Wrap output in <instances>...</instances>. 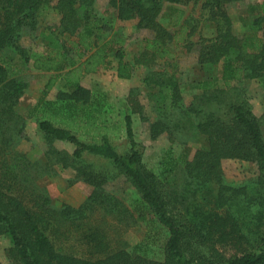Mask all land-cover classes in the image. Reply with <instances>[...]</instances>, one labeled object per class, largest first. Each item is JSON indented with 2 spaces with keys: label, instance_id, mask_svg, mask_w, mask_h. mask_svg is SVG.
<instances>
[{
  "label": "trees",
  "instance_id": "16d2710c",
  "mask_svg": "<svg viewBox=\"0 0 264 264\" xmlns=\"http://www.w3.org/2000/svg\"><path fill=\"white\" fill-rule=\"evenodd\" d=\"M190 1L108 0L98 13L96 0H0V107L22 124L18 104L28 86L26 69L52 73L26 117L42 114L37 122L44 138L74 144L73 160L94 155L110 169L85 174L93 190L83 205L58 207L37 182L42 165L19 151L5 159L0 187V233L9 240L5 264H264L262 121L247 101H223L236 81L255 79L264 90V1L248 4L252 19L239 34L228 5L240 0H203L198 16L211 23V36L201 32L198 17L185 15ZM51 9L55 22L46 19ZM130 18L152 33L143 38L140 55L129 59L119 34L109 35V29L115 20ZM26 38L39 40L42 50L32 51ZM194 45L196 66L215 74L182 83L174 70L178 50ZM111 58L119 78L145 69L142 82L155 114L152 137L165 133L170 142L155 168L143 161L132 114L126 110L123 119H104L105 95L83 84L86 75L110 66ZM58 80L63 88L48 99ZM193 88L202 93L185 97L184 90ZM123 135L130 146L121 152L114 139ZM195 143L201 147L193 152ZM49 152L66 165L59 150ZM226 158L255 163L258 172L229 181L222 166ZM115 173L136 190L131 206L105 188ZM96 209L117 221L141 223L143 237L112 244L107 232L87 222ZM69 226L79 234L77 250L61 237Z\"/></svg>",
  "mask_w": 264,
  "mask_h": 264
},
{
  "label": "rangeland",
  "instance_id": "374dc122",
  "mask_svg": "<svg viewBox=\"0 0 264 264\" xmlns=\"http://www.w3.org/2000/svg\"><path fill=\"white\" fill-rule=\"evenodd\" d=\"M55 4L57 0H50ZM254 0H240L231 2L228 10L234 21L235 32L241 34L247 29L251 22L252 16L247 12L248 4ZM264 1V0H255ZM203 0H191L189 5L185 6L186 16L198 17L201 32L206 36H211L213 27L210 22L204 21L198 15L201 12L200 6ZM108 0H96L98 13H103L107 7ZM46 19L50 22L57 20V13L51 9ZM106 32V31H105ZM151 31L137 28V20L130 18L126 20L117 19L109 29V35H118L119 42L124 46L126 57L133 58L140 55L142 51V40L151 36ZM262 34L263 31L260 30ZM202 34V35H203ZM199 33L193 35L197 39ZM25 44L32 46V51H41L42 46L39 40H24ZM198 44V43H197ZM178 50V67L175 74L182 83L186 82L189 77H204L215 74L213 70H203L196 66L197 50ZM2 52L0 51V56ZM161 69V67H157ZM138 74L131 79H120L115 73L113 66H103L95 73H90L83 79V84L91 88L94 92L105 95L104 116L105 119H123L125 111L132 114L134 138L141 143L143 150V161L149 168H155L163 150L170 144L165 133L152 137L150 126L155 119V114L147 99V88L142 82L144 68H137ZM172 70V68H170ZM173 70V71H174ZM52 73L26 69L24 76L28 86L20 97L18 104V114L24 116L22 124L16 125L12 117L5 114V108L0 107V187L5 184V159L10 158L11 154L19 151L32 162L42 165L37 174L39 186L48 190L52 198V203L60 207L63 204L72 207H80L87 200L93 190V185L86 180V173L104 174L109 166L103 159L94 155H84L81 159H72V153L75 145L68 141L48 142L44 138L42 131L38 126V117H26L29 109L35 105L44 89V86ZM63 88L62 80H58L55 86L48 92V99H55L58 91ZM200 89L184 90L185 97L194 98L200 95ZM247 101L253 112L261 119L264 131V90L261 84L255 79H244L236 81L231 89L223 94L224 102ZM5 117L10 120L5 124ZM5 136L10 140V146L5 145ZM1 137H3L1 139ZM9 143V141H8ZM117 149L124 152L129 149V142L125 135L121 138L114 139ZM201 147L200 143L194 144V149ZM51 148L59 150L64 156V164H60L61 156L52 155L49 151ZM179 148V147H178ZM177 148V149H178ZM192 152V153H193ZM62 156V157H63ZM192 156V155H191ZM55 163V164H54ZM225 178L229 181H240L252 176L258 172L257 165L250 161L226 158L222 161ZM87 171V172H84ZM92 171V172H91ZM80 175V176H79ZM105 188L110 193L120 198L126 206H131L132 201L137 196L135 188L125 179L124 176L113 174L105 182ZM90 217L87 222L91 225L98 226L99 229L107 232L112 244H122L124 242L134 244L141 240L144 234V227L141 223L135 224L130 221H117L113 216L105 215L103 211L96 209L93 213L89 212ZM131 223V224H130ZM60 233L59 235H61ZM68 237L65 238L64 236ZM71 246L80 248L79 234L69 226L66 234L61 235ZM9 240L4 234L0 233V264L7 263V248ZM76 252L75 249L71 248ZM83 252L87 251L84 248Z\"/></svg>",
  "mask_w": 264,
  "mask_h": 264
},
{
  "label": "crops",
  "instance_id": "0c3cea01",
  "mask_svg": "<svg viewBox=\"0 0 264 264\" xmlns=\"http://www.w3.org/2000/svg\"><path fill=\"white\" fill-rule=\"evenodd\" d=\"M111 59H112V64H111L110 66H113L114 73H115L116 60H115L114 58H111ZM103 66H106V65H102V66H100L99 69L102 68ZM107 66H108V65H107ZM99 69H98V70H99ZM137 74H138V69L135 68V70H134V72H133L131 78L135 77ZM115 75H116V74H115ZM118 78H119V77H118ZM131 78H128V79H131ZM120 79H123V78H120Z\"/></svg>",
  "mask_w": 264,
  "mask_h": 264
}]
</instances>
